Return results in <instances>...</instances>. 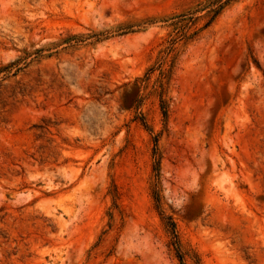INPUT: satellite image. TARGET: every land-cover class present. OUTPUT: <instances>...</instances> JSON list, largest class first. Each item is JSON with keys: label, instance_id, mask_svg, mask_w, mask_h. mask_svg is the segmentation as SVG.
<instances>
[{"label": "rangeland", "instance_id": "374dc122", "mask_svg": "<svg viewBox=\"0 0 264 264\" xmlns=\"http://www.w3.org/2000/svg\"><path fill=\"white\" fill-rule=\"evenodd\" d=\"M220 1L0 0V264H264V0Z\"/></svg>", "mask_w": 264, "mask_h": 264}, {"label": "trees", "instance_id": "16d2710c", "mask_svg": "<svg viewBox=\"0 0 264 264\" xmlns=\"http://www.w3.org/2000/svg\"><path fill=\"white\" fill-rule=\"evenodd\" d=\"M231 1H233V0H225V1L221 0L220 3H219L218 9H216L214 12L217 13L225 4H227V3L231 2ZM158 168H159V166L157 165L156 170H159ZM155 198H156L157 202L160 201V198L157 195V192H156ZM168 220H169V218H168ZM169 230H170V233L172 234L173 239L176 240L174 242V244L177 246V234H176V231H175V225H174V223H172L171 220H170V228H169Z\"/></svg>", "mask_w": 264, "mask_h": 264}]
</instances>
